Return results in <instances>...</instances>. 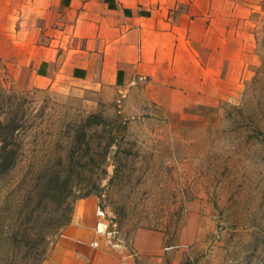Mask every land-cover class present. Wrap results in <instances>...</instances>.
<instances>
[{"label": "rangeland", "instance_id": "1", "mask_svg": "<svg viewBox=\"0 0 264 264\" xmlns=\"http://www.w3.org/2000/svg\"><path fill=\"white\" fill-rule=\"evenodd\" d=\"M256 1V62L236 100L188 108L182 118L149 102L139 101L134 117L123 102L96 106L67 79L35 87L26 28L28 21L39 35L40 8L0 0V110L14 109L23 121V155L0 177V264H19L20 219L33 208L41 228L56 210L60 193L43 197L55 171L68 178L63 207L71 211L91 192L116 224L113 244L137 252L135 264H264V0ZM90 114L100 118L86 131ZM79 145L69 175L58 164H68L67 151Z\"/></svg>", "mask_w": 264, "mask_h": 264}, {"label": "crops", "instance_id": "2", "mask_svg": "<svg viewBox=\"0 0 264 264\" xmlns=\"http://www.w3.org/2000/svg\"><path fill=\"white\" fill-rule=\"evenodd\" d=\"M255 2L27 0L44 21L37 36L27 21L31 82L50 88L67 79L96 106L123 102L131 117L139 101L182 118L234 101L256 62ZM98 202L94 195L75 202L43 264H135L137 252L96 233Z\"/></svg>", "mask_w": 264, "mask_h": 264}, {"label": "trees", "instance_id": "3", "mask_svg": "<svg viewBox=\"0 0 264 264\" xmlns=\"http://www.w3.org/2000/svg\"><path fill=\"white\" fill-rule=\"evenodd\" d=\"M4 91V89H0V97L2 96L1 92ZM1 101V100H0ZM3 103H6L2 101ZM2 106V105H1ZM7 105L5 104V107ZM0 110V177L4 175V173L9 172L12 168L15 169L17 162L19 160V157H21L23 154L22 149V138H21V129L23 125V121L20 122L19 117L14 113V109L10 112H4ZM100 118V115L98 114H90L87 117H85L84 125L86 131L88 129L93 128L92 122L94 119ZM12 133H14V143L12 140ZM83 139H85L86 134L83 133ZM11 139V140H10ZM69 139L71 141H75V136L69 135ZM111 142H114V137L111 135L109 138V141L106 142V144L103 147V150L106 154V151L110 148ZM81 145L77 147H73L71 150H68L66 153V157H70V161L68 164H64L60 162L58 164L61 169L65 168L66 172L70 175V173H73L75 170V167L73 166V163L71 160L75 156L76 150L81 149ZM91 149L87 148L86 153L90 154ZM86 163H83L80 165V167H86ZM56 177L51 181L45 183L44 191H43V197L46 196V191L50 189L54 193H60L55 198H58L57 202L52 201L54 205L57 204V208L52 213V211L48 215V219L45 221L43 226L41 228L39 227L37 221L38 217L34 215V209L32 208L27 220L20 219L19 223L16 224V227L18 226V229H14V247L16 248V251H14L15 254V260L19 259V264H43L47 253L49 252V243L53 245L50 240L51 237L54 235L56 236L57 233L60 234V232L70 223L71 216L73 212L72 210L68 211L66 207H63L64 202L66 199H62L61 194L64 188H66L68 183V178H62L60 171H55ZM50 183L49 185H47ZM43 185H41L40 189H36V192L42 190ZM34 192V191H33ZM91 192L86 193L85 195L81 196L80 198H84L87 196H91ZM41 197V199L43 198ZM62 208L64 210H62ZM62 210L61 215L59 214V211ZM20 210V214H21ZM30 220V222H29ZM31 226H37V228H33Z\"/></svg>", "mask_w": 264, "mask_h": 264}, {"label": "built area", "instance_id": "4", "mask_svg": "<svg viewBox=\"0 0 264 264\" xmlns=\"http://www.w3.org/2000/svg\"><path fill=\"white\" fill-rule=\"evenodd\" d=\"M96 216L98 221L95 226V231L98 235L112 243V240H116L115 234H117L116 224L108 218L106 211L100 205L96 208ZM97 242L92 243V246H96ZM117 245V244H114Z\"/></svg>", "mask_w": 264, "mask_h": 264}]
</instances>
